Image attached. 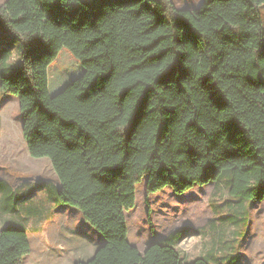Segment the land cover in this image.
I'll list each match as a JSON object with an SVG mask.
<instances>
[{"label":"trees","instance_id":"trees-1","mask_svg":"<svg viewBox=\"0 0 264 264\" xmlns=\"http://www.w3.org/2000/svg\"><path fill=\"white\" fill-rule=\"evenodd\" d=\"M264 0H5L0 28L22 41L20 65L0 73L16 97L29 155L48 158L56 202L103 237L74 264L184 262L128 240L125 213L146 197L225 180L264 200ZM0 49V63L7 60ZM26 230H0V264H23Z\"/></svg>","mask_w":264,"mask_h":264},{"label":"rangeland","instance_id":"rangeland-1","mask_svg":"<svg viewBox=\"0 0 264 264\" xmlns=\"http://www.w3.org/2000/svg\"><path fill=\"white\" fill-rule=\"evenodd\" d=\"M171 2L193 10L202 0ZM260 11L264 18V4ZM1 48L7 60L0 63V73L12 75L20 65L22 41L0 28ZM58 184L49 159L33 158L27 151L18 100L0 91V230H26L31 251L23 264L87 261L103 243L80 211L54 200ZM146 196L143 180L136 187L135 206L125 213L128 240L139 251L160 242L175 247L184 262L264 264V200L230 195L224 179L184 195L165 187Z\"/></svg>","mask_w":264,"mask_h":264},{"label":"crops","instance_id":"crops-1","mask_svg":"<svg viewBox=\"0 0 264 264\" xmlns=\"http://www.w3.org/2000/svg\"><path fill=\"white\" fill-rule=\"evenodd\" d=\"M261 13H262V12H261ZM262 19H263V28H264V18H263V15H262ZM79 239H80V238H79ZM80 241H81V240H80ZM131 244H132V243H131ZM132 245L136 246L135 244H132ZM136 247H137V246H136ZM145 249H146V248H145ZM145 249H144V250H145ZM144 250H143V251H144Z\"/></svg>","mask_w":264,"mask_h":264}]
</instances>
